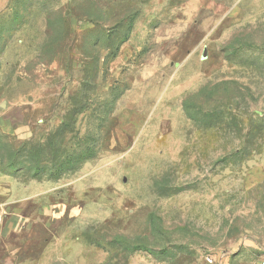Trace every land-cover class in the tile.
Returning <instances> with one entry per match:
<instances>
[{
    "label": "rangeland",
    "instance_id": "374dc122",
    "mask_svg": "<svg viewBox=\"0 0 264 264\" xmlns=\"http://www.w3.org/2000/svg\"><path fill=\"white\" fill-rule=\"evenodd\" d=\"M264 0H0V264H262Z\"/></svg>",
    "mask_w": 264,
    "mask_h": 264
},
{
    "label": "built area",
    "instance_id": "2783aa9c",
    "mask_svg": "<svg viewBox=\"0 0 264 264\" xmlns=\"http://www.w3.org/2000/svg\"><path fill=\"white\" fill-rule=\"evenodd\" d=\"M262 264H264V261L262 262Z\"/></svg>",
    "mask_w": 264,
    "mask_h": 264
}]
</instances>
